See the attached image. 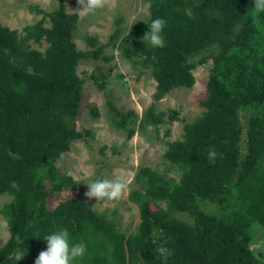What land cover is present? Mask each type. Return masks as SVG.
Here are the masks:
<instances>
[{
	"label": "trees",
	"instance_id": "16d2710c",
	"mask_svg": "<svg viewBox=\"0 0 264 264\" xmlns=\"http://www.w3.org/2000/svg\"><path fill=\"white\" fill-rule=\"evenodd\" d=\"M143 1L149 17L125 27L117 18L107 41L83 37L86 50L74 42L77 14L61 6L33 7L42 16L23 35L0 23V194L11 197L1 209L9 236L0 264H34L47 247L43 236L61 228L86 245L77 264H264V11L255 10V0ZM155 18L167 21L162 48L142 39ZM44 42L43 50L31 45ZM116 55L150 69L156 102L192 87L193 69L211 64L201 114L162 154L164 171L177 169L178 179L137 169L128 200L138 206L139 222L128 233L115 211L108 216L86 200L48 207L55 192L81 186L56 161L74 141L92 137L76 125L84 87L77 67L86 60L107 64ZM90 78L108 97L112 126L127 139L165 124L154 104L140 117L119 109L101 65ZM91 113L98 117L95 108ZM173 120L177 113L169 110ZM210 147L220 154L215 162L207 159ZM161 246L171 255L160 256ZM17 249L25 254L16 262Z\"/></svg>",
	"mask_w": 264,
	"mask_h": 264
},
{
	"label": "rangeland",
	"instance_id": "374dc122",
	"mask_svg": "<svg viewBox=\"0 0 264 264\" xmlns=\"http://www.w3.org/2000/svg\"><path fill=\"white\" fill-rule=\"evenodd\" d=\"M59 6L67 13L77 14L74 42L81 50L90 48L83 38L85 35L95 36L100 43L107 41L116 26L117 18L120 19V26L125 27L133 22V17L135 21L149 17L148 3L143 0H108L105 8L84 16L77 13L80 10L77 0H52L50 5L45 0H0V23L23 35L24 27L35 24L42 16L33 7L51 11ZM31 45L38 50L46 47L45 42L42 45ZM97 65H101L107 74V94L119 109H132L140 117L147 107L154 104L157 111L165 113V124L157 126V130L152 125L146 129H138L131 139H127L125 132L115 129L111 124L108 97L90 78L96 72ZM210 65L208 62L193 69L195 82L192 87L173 89L156 102L152 97L155 81L150 69L132 65L118 55L107 64L93 60L81 62L77 67V74L83 79L84 87L76 125L79 131L90 130L92 137L74 141L70 151L55 163L62 172L79 181L81 186L76 190L55 192L51 199L48 198V207L53 208L65 198L86 200L94 209L108 216L115 211L119 228L125 233L133 231L139 222V211L138 206L128 200V194L116 202L97 201L85 196L88 190L86 183L89 180L121 174L131 179L132 188L135 187L134 178L140 166H149L178 179L177 169L164 171L168 164L163 161L162 154L167 141L179 138L183 133V125L201 114L203 109L199 101L207 95L206 82ZM92 108L98 112L97 118L91 113ZM169 110L177 113V120L168 121ZM10 199L9 195L0 194V245L9 236L8 226H2L6 220L1 209ZM260 236L258 234L257 238Z\"/></svg>",
	"mask_w": 264,
	"mask_h": 264
},
{
	"label": "clouds",
	"instance_id": "9594fccd",
	"mask_svg": "<svg viewBox=\"0 0 264 264\" xmlns=\"http://www.w3.org/2000/svg\"><path fill=\"white\" fill-rule=\"evenodd\" d=\"M52 0H45L46 4H51ZM80 10L77 12L81 16L94 14L97 10L105 8L108 0H77ZM255 10L258 12L264 11V0H255ZM135 17H133V24ZM167 21L163 18L152 19L147 25V31L144 33L142 39L154 48H162L165 46L164 37L162 35L163 29ZM220 155L214 147H210L207 151V159L209 162H215L217 156ZM131 179L124 175L115 174L113 177L97 178L89 180L85 196L88 198H95L97 201L116 202L123 199L130 191ZM164 210H167V202L164 203ZM3 227H7L4 222ZM46 241V250L39 252L34 264H77L83 258L87 248L83 242H72L67 229L61 228L53 231L50 234L43 236ZM157 253L160 256H169L171 252L166 247H159ZM25 251L17 249L11 256L16 262L19 261Z\"/></svg>",
	"mask_w": 264,
	"mask_h": 264
}]
</instances>
